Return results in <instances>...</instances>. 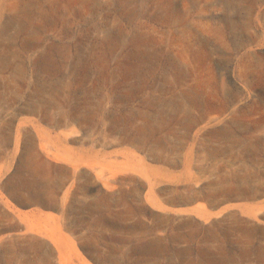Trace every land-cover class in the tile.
Returning a JSON list of instances; mask_svg holds the SVG:
<instances>
[{
  "label": "rangeland",
  "instance_id": "rangeland-1",
  "mask_svg": "<svg viewBox=\"0 0 264 264\" xmlns=\"http://www.w3.org/2000/svg\"><path fill=\"white\" fill-rule=\"evenodd\" d=\"M0 264H264V0H0Z\"/></svg>",
  "mask_w": 264,
  "mask_h": 264
},
{
  "label": "water",
  "instance_id": "water-1",
  "mask_svg": "<svg viewBox=\"0 0 264 264\" xmlns=\"http://www.w3.org/2000/svg\"><path fill=\"white\" fill-rule=\"evenodd\" d=\"M241 201L239 200V199H235V200H232V201H230V202H228V203H240ZM196 204V201H192V202H190V203H187V204H183V205H180V206H177V207H175V208H188V207H191V206H193V205H195ZM220 207L221 206H218V207H215V208H213L212 210L213 211H217L218 209H220Z\"/></svg>",
  "mask_w": 264,
  "mask_h": 264
}]
</instances>
